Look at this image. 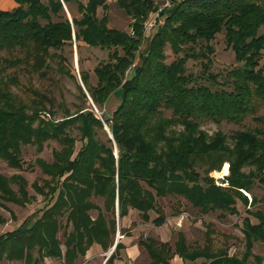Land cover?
<instances>
[{"label": "trees", "instance_id": "1", "mask_svg": "<svg viewBox=\"0 0 264 264\" xmlns=\"http://www.w3.org/2000/svg\"><path fill=\"white\" fill-rule=\"evenodd\" d=\"M14 2L12 10H0V51L8 55L0 59V75L4 74L0 77V162L23 170L22 146L41 153L47 142L54 141L60 148L52 150L51 162L41 157L34 160L48 176L41 185L37 179L31 183L45 204L38 216L34 212L15 229L0 234V261L41 264L51 258L77 264L94 244L108 252L114 245L116 216L121 219L133 209L147 222L153 212V224H164L166 215L157 198L172 197L200 215L220 212L221 218L225 213L238 214L237 200L248 205L243 192L252 193L250 205L264 204V194L260 199L253 194L255 186L264 189V111L258 114L264 105V65L260 66L264 0H171L161 12L164 23L147 41L144 23L161 4L155 0H116L131 18L130 31L109 27L107 14L98 17L99 8H108L105 0ZM221 33L239 65L223 74L209 73L210 42ZM72 40L108 50L107 59L93 69L95 84L90 83L89 72L80 70L87 93L78 86L84 105L74 113L65 110L57 121H46L42 111L53 114L52 100L32 89L33 98L27 104L11 89L18 76L5 72L23 65L28 73L42 77L54 59L64 72L61 64L66 58L57 51ZM167 47L176 56L169 63ZM189 57L206 60L201 77L186 72ZM202 77L206 83L198 81ZM115 91L120 92L119 100L111 114L98 118L86 106L87 95L100 109ZM249 116L257 125L231 135L221 130L209 134L200 127L201 121L240 125ZM104 124L112 135L105 141L97 136ZM72 128L82 141L77 151ZM223 162L229 164L223 166L228 171L222 179L226 185H217L209 173L223 170ZM27 187V179L19 173L0 174L2 202L25 206L33 199ZM93 199L101 200V206ZM91 211H96L95 218ZM247 212L257 222L243 218L240 256L230 255L227 243L215 247L216 234L226 242L237 237L217 232L211 222L206 223L202 245L189 244L182 231L173 246L152 235L140 237L137 245L145 252L147 264H175V257L183 264L197 260L201 264H264V254L252 251L254 243L264 246V210ZM179 213L175 208L173 214ZM4 222L0 215V223ZM61 230L64 241L58 237ZM124 249L117 242L104 264L122 260Z\"/></svg>", "mask_w": 264, "mask_h": 264}, {"label": "rangeland", "instance_id": "2", "mask_svg": "<svg viewBox=\"0 0 264 264\" xmlns=\"http://www.w3.org/2000/svg\"><path fill=\"white\" fill-rule=\"evenodd\" d=\"M42 1L46 2V0ZM81 1L86 3L87 0ZM105 1L108 5V8L106 10L99 8L97 13L98 17H101L103 14H107L109 18V27L130 31L131 18L117 6L116 0ZM155 1H158L159 3L162 2V0ZM15 7L16 3L14 0H0V10H12ZM72 7L73 14L77 16L78 14L75 4ZM64 14L66 17L71 18V15L66 7L64 9ZM54 20L56 21L57 18H54ZM260 32L264 33V29H262ZM149 38L150 36L146 37L145 41H147ZM210 44L213 47V54L210 55L211 63L208 69L209 73L223 74L231 70L233 67L239 65L234 60L233 52L226 48L222 33L217 34L215 39L212 40ZM144 47L145 43L141 47V50ZM51 52L53 51L51 50ZM57 52L61 53L66 58V60L61 64L64 72L58 70V59H54L49 62V69L46 71L45 76L42 77L36 73H28L24 69L23 65L8 68V70L5 72L7 74L15 72V74L18 76V83L16 85H11V89L27 104H29L33 98L31 91L32 89L39 91L52 100L53 107L51 110L53 111V114L47 112L49 110L42 111V113L47 112L50 114V121H57L58 119H61L65 115V110L74 113L78 110V108L84 105L81 93L78 88V86L81 87L79 72L80 70L89 72L90 83L95 84L96 79L93 74V69L98 63L105 61L108 54V50H102L97 47H88L84 43H77L74 40H72L71 43H66ZM165 54L167 63L173 61L176 58V56L171 53L169 47L166 48ZM5 56L8 55L4 51H0V59ZM179 56H183V53H180ZM205 61L206 60H204L202 57H198L196 59L191 57L187 58L185 64L186 72L201 77L203 71L201 65ZM136 62H138V59H136ZM263 65L264 56L260 61V66ZM67 70L69 73H67ZM3 75L4 74L0 75V77L3 78ZM218 80H220V77ZM198 81L206 83L204 77L200 78ZM119 93V91L111 93V95L107 98L104 107L100 109L96 108L97 111L93 108L89 100L86 102V106H89L94 112L95 116L98 118H100L102 114H111L118 104ZM48 106L49 105H47V108ZM263 111L264 105L260 108L258 114H261ZM166 114H169V112H166ZM104 125L107 127L106 124ZM256 125L257 124L253 121L251 116L247 117L240 125H235L226 121H222L219 124L210 121H201L200 123V127L209 134H212L217 130H221L226 135H231L234 131L243 129L245 127L253 128ZM103 131H99L97 136L99 139L105 141L106 137H109V133L104 126ZM70 134L76 139L75 151H77L82 143V141L79 139V132L76 128H72ZM59 148L60 146L54 141L47 142L41 153H37L35 148L32 146H22V159L24 162L23 170L8 168L5 165V162H0V174L11 176L12 174L19 173L23 175L28 181V194L33 197L31 202L27 203L25 206H20L12 202H2L0 200V205H2L0 206V215L5 220L4 223H0V234L15 229L34 212L37 213V216L39 215L38 210L44 206L45 201L41 195L34 191L31 183L37 179L39 180V185H41V179H48V176L42 174L40 168L35 164L34 160L38 157H41L42 159L51 162L53 160L51 153L52 150ZM225 163L228 164V162H223L221 166L222 169ZM221 171V169L219 171L213 170L209 173V176L214 179L217 185H226V183H222V179L227 176L228 173L222 175ZM12 188L17 190V185L13 184ZM243 194L248 199V205L244 206L239 200H237L236 209L238 214L231 215L225 213V217L222 218L219 216L220 212L200 215L196 209L191 208L184 201H177L172 197L157 198L158 204L163 208L166 215V220L161 226H155L153 224L152 220L156 216V214L153 212L150 213V220L147 222L143 221L141 219L140 213L133 209H130L128 215L121 219L116 216L117 231L114 243L116 240L117 242L123 243L125 245V249L121 251L122 260H115L114 264H147L149 260L143 249L137 245V241L140 237H145L148 235H152L163 242L167 241L173 246L177 239V233L182 231L185 234L189 244L202 245L204 241L203 233L206 228V223L208 222H211L215 225L217 232L237 237V240L230 239L226 242L221 235L216 234L214 236L215 247H220L227 243V245H229L228 253L230 255L236 254L240 256L244 251V238L242 233L243 218L248 217L252 223H255L257 221L252 216L248 215L247 211L254 212L257 209L264 210V204L262 201H259L255 205H250L252 193L243 192ZM253 194H255L256 197L260 199L264 194V189L262 187L255 186L253 188ZM93 201L100 206L102 204L101 200L99 199H93ZM175 208L181 212L179 215L173 214ZM90 215L92 218H95L96 211H91ZM63 231L64 230H61L58 233V237L61 241H64ZM126 232L128 234H125ZM62 248L64 249V247ZM252 251L253 253L263 255L264 246L260 243H254ZM108 252H102L92 248L87 252L84 258L78 260L77 264H104L106 253ZM5 261L10 262L8 260ZM6 262H2L0 264H11ZM172 262L175 264H183L178 257H175ZM15 263L17 264L18 261ZM18 264L23 263L19 262ZM50 264H62V262L55 260L54 263ZM193 264H201V261L197 260L196 262H193Z\"/></svg>", "mask_w": 264, "mask_h": 264}, {"label": "built area", "instance_id": "3", "mask_svg": "<svg viewBox=\"0 0 264 264\" xmlns=\"http://www.w3.org/2000/svg\"><path fill=\"white\" fill-rule=\"evenodd\" d=\"M181 1V0H178ZM171 0H162L158 9L152 12L144 23V34L145 37H149L155 28L160 27L164 23V15L161 12L170 6ZM96 110V109H95ZM97 111V110H96ZM42 117L44 120H50L51 116L49 113H43Z\"/></svg>", "mask_w": 264, "mask_h": 264}, {"label": "water", "instance_id": "4", "mask_svg": "<svg viewBox=\"0 0 264 264\" xmlns=\"http://www.w3.org/2000/svg\"><path fill=\"white\" fill-rule=\"evenodd\" d=\"M64 9H65V6H64ZM69 20L71 19L70 17H67ZM80 79V78H79ZM80 84H81V87L83 88V91L86 93V91H85V89H84V87H83V85H82V83H81V81H80ZM87 94V93H86ZM87 98H88V100L91 102V104H92V101H91V99L89 98V96L87 95ZM92 106H93V108L94 109H96V107L92 104ZM104 127H105V129L108 131V133H109V138H112V135H111V133L109 132V130H108V128L104 125ZM115 156H116V148H115ZM116 243H117V240L115 241V243H114V245H113V247L110 249V251L108 252V253H106V258H108L109 256H110V254L112 253V251L114 250V247H115V245H116Z\"/></svg>", "mask_w": 264, "mask_h": 264}, {"label": "crops", "instance_id": "5", "mask_svg": "<svg viewBox=\"0 0 264 264\" xmlns=\"http://www.w3.org/2000/svg\"><path fill=\"white\" fill-rule=\"evenodd\" d=\"M62 247H63V246H62ZM92 248L95 249V250L97 249L98 251H102V250L100 249V247H99L98 245H96V244H94L90 249H92ZM62 249H63V248H62ZM90 249H89V250H90ZM89 250H88V251H89ZM88 251H87V252H88ZM86 254H87V253H86ZM2 262H6L5 259H3L2 261H0V263H2ZM15 262H16V261H10V262H6V263L16 264ZM54 262H55L54 259L46 258V259L43 261V263H41V264H50V263H54ZM18 263H19V262H18ZM18 263H17V264H18Z\"/></svg>", "mask_w": 264, "mask_h": 264}, {"label": "bare ground", "instance_id": "6", "mask_svg": "<svg viewBox=\"0 0 264 264\" xmlns=\"http://www.w3.org/2000/svg\"><path fill=\"white\" fill-rule=\"evenodd\" d=\"M228 172H227V169L226 168H224L222 171H221V174L222 175H225V174H227Z\"/></svg>", "mask_w": 264, "mask_h": 264}]
</instances>
